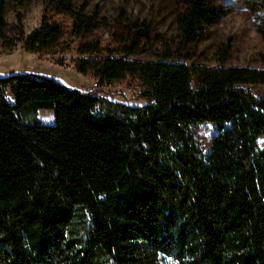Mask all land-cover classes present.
<instances>
[{"label": "trees", "instance_id": "trees-1", "mask_svg": "<svg viewBox=\"0 0 264 264\" xmlns=\"http://www.w3.org/2000/svg\"><path fill=\"white\" fill-rule=\"evenodd\" d=\"M24 1L0 0L8 50L64 52L103 26L73 0H45L37 26L25 34L19 19L10 36L8 9ZM229 12L177 0V46L152 61L126 58L144 50L146 25L119 56L99 44L78 49L76 73L133 78L143 105L46 77H0V264H264V94L245 87L264 86V68L185 63ZM217 55L223 64L227 54ZM39 109L52 111V125L29 123ZM196 123L216 128L205 155L189 128Z\"/></svg>", "mask_w": 264, "mask_h": 264}, {"label": "rangeland", "instance_id": "rangeland-1", "mask_svg": "<svg viewBox=\"0 0 264 264\" xmlns=\"http://www.w3.org/2000/svg\"><path fill=\"white\" fill-rule=\"evenodd\" d=\"M230 9L214 26L204 29L205 39L188 49L189 59L185 63L204 65L210 68L216 66H249L264 68V42L256 30L253 11L262 14L264 8L254 7V0H208ZM45 0H25L19 7H10L6 22L10 36L20 25L28 34L34 29L41 18L49 11L44 6ZM74 5L85 6L88 13L96 11L103 26L93 34H87L69 43L64 52H43L35 54L25 52L20 43L8 50L0 42V77L11 74H29L52 79L67 88L86 92L91 83L96 80L90 75H80L74 70V60L83 57L78 49L90 44H99L104 50L119 56L123 46L127 45L136 28L146 25L149 29V39L144 50L126 57L129 60L152 61L161 55L166 47H176L178 33L176 27L177 0H73ZM218 50L227 54L223 64L217 63ZM187 54V53H186ZM61 58V59H60ZM56 59L62 61L58 66ZM256 97L264 94V86L247 85ZM140 83L130 77L113 83H103L100 89L92 95H98L107 100L131 106L145 104L138 98ZM44 125L53 124V113L48 109H39L29 123ZM194 142L199 151L205 155L210 149L212 137L216 133L214 125L196 123L189 126ZM258 145L264 147V134L259 136Z\"/></svg>", "mask_w": 264, "mask_h": 264}, {"label": "built area", "instance_id": "built-area-1", "mask_svg": "<svg viewBox=\"0 0 264 264\" xmlns=\"http://www.w3.org/2000/svg\"><path fill=\"white\" fill-rule=\"evenodd\" d=\"M102 84H103V83H100V82L96 79V80H94V81L91 83V85H90L88 88H86V92H87V93H94V92H96V91H98V90L100 89V87H101Z\"/></svg>", "mask_w": 264, "mask_h": 264}]
</instances>
